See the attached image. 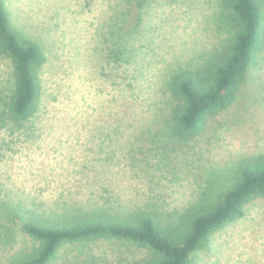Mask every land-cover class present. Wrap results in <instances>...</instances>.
Listing matches in <instances>:
<instances>
[{
  "label": "rangeland",
  "instance_id": "rangeland-1",
  "mask_svg": "<svg viewBox=\"0 0 264 264\" xmlns=\"http://www.w3.org/2000/svg\"><path fill=\"white\" fill-rule=\"evenodd\" d=\"M3 1L45 62L36 112L21 123L0 118V264L36 248L21 230L31 217L149 211L179 222L235 182L242 157L264 152V66L202 133L176 127L173 78L202 70L232 39L224 0ZM13 87L12 62L0 56V109ZM244 211L188 264H264V199ZM145 254L99 237L63 243L50 264Z\"/></svg>",
  "mask_w": 264,
  "mask_h": 264
},
{
  "label": "trees",
  "instance_id": "trees-1",
  "mask_svg": "<svg viewBox=\"0 0 264 264\" xmlns=\"http://www.w3.org/2000/svg\"><path fill=\"white\" fill-rule=\"evenodd\" d=\"M224 3L234 27L227 49L202 70L183 72L173 78L177 97L174 119L183 135L202 133L211 117L239 99L250 72L264 66V0ZM0 56L11 60L14 75V87L4 102V111L0 109V118L8 115L21 123L37 110L42 93L38 71L45 56L37 43L13 26L3 0ZM258 198L264 199V152L242 157L235 182L214 202L176 223L164 224L149 211L129 215L81 214L57 220L31 217L22 223L21 230L38 244L13 264H50L63 243L99 237L123 240L145 251L144 258L126 264H188L190 255L203 248L214 231L241 218L246 205Z\"/></svg>",
  "mask_w": 264,
  "mask_h": 264
}]
</instances>
